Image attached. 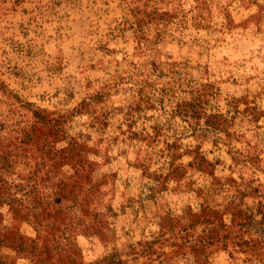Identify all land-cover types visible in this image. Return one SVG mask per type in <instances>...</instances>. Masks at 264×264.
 Listing matches in <instances>:
<instances>
[{"label": "rangeland", "instance_id": "obj_1", "mask_svg": "<svg viewBox=\"0 0 264 264\" xmlns=\"http://www.w3.org/2000/svg\"><path fill=\"white\" fill-rule=\"evenodd\" d=\"M196 85L240 114L229 145L176 141L200 147L199 170L163 152L181 129L169 92L155 111L132 92ZM101 92L107 108L78 111ZM171 170L179 188L151 198ZM258 211L264 0H0V264H264V247H234Z\"/></svg>", "mask_w": 264, "mask_h": 264}, {"label": "trees", "instance_id": "obj_2", "mask_svg": "<svg viewBox=\"0 0 264 264\" xmlns=\"http://www.w3.org/2000/svg\"><path fill=\"white\" fill-rule=\"evenodd\" d=\"M108 90L109 89L106 88V91ZM132 92L134 93V95H136V104H139L138 102H140L144 104L145 110L150 111H155L158 107V101L162 102L163 98H166V93L169 92L167 98L171 96L170 98H172V106L168 111L171 113V116L177 119L181 124L180 132L174 133L172 141L168 144L166 143L167 145H165V148L163 149L166 158H168L169 160L180 159L183 155L188 154L191 156V160L187 163L188 166H193L192 168H194L195 170L208 168L210 164L201 154L200 147L198 145H200V143L204 141L210 140V137H208L209 134L216 135V140H220L217 135H222V141H225L226 145H229L231 143V140H234V138L236 137L235 134L228 131V128L230 126V122H232V120L236 118L235 116H240V114L238 112H232V114L229 115L228 109H225L222 112L218 107H214V109L210 110L209 106L211 103L215 102L218 93L208 85L191 86L188 90H178V93H176L175 95H172V92L169 89L168 91L163 92L158 91V93L149 90L146 94L139 92V90H133ZM105 94H107V92L95 93L88 99V103L82 101L78 106V111H90L91 107L93 106L100 108L98 107L99 104H102V109L107 108L105 107L104 101H102ZM227 105L229 104H226V106ZM131 106L132 105L130 104L127 105L124 110H131ZM32 114L33 117L38 121L43 122L45 120L41 110L33 112ZM102 117L103 120H105V114ZM242 118L245 119V116H243ZM102 124V122L98 123L99 126H102ZM161 136L162 133L159 130L158 125L156 124V126H153L151 128L150 133H142V140L145 142L149 141V143L157 142ZM181 136L192 138L194 141L199 142V144L192 150L186 149L183 153H179L178 145H175V143L180 139ZM176 173V170H171L169 173L170 179L166 175L167 178H164L163 181H156L155 188H152V195L150 197L155 199V197H158L161 193L165 192L167 190V186H169V181L173 182V184L170 185L172 189L179 188V176L176 177ZM221 185L226 186L225 184ZM229 186L230 185H227L226 188L228 187L231 190H237L238 187L237 184L232 185L231 187ZM209 188L221 189L219 187V184L210 186ZM12 211L17 212L15 208H13ZM258 215L260 216V219H262L261 222L257 224L258 231L255 233H249L248 230L244 231L246 234L252 235V237H248V239H239L236 243H234L235 248L245 250L248 247H264V213L262 211H258ZM239 219L241 222L239 226L246 228L247 224H245L244 222L248 221V216L246 214H241L239 216Z\"/></svg>", "mask_w": 264, "mask_h": 264}]
</instances>
